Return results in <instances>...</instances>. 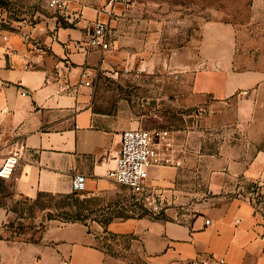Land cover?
<instances>
[{"label":"crops","instance_id":"obj_1","mask_svg":"<svg viewBox=\"0 0 264 264\" xmlns=\"http://www.w3.org/2000/svg\"><path fill=\"white\" fill-rule=\"evenodd\" d=\"M106 1L68 0L60 17L0 25V164L16 142L25 147L10 178H0L12 194H66L75 173L85 176L87 194L110 184L107 173L121 134L136 127V120L129 108L95 110L91 87L74 85L81 68L95 75L108 66L109 53L129 58L123 46L138 33L128 30L130 20H109L101 12ZM124 10L114 6L118 14ZM96 20L109 22L113 50L83 54L66 48L88 40L86 23ZM211 25L219 24L203 26ZM242 39L233 26L227 35L204 33L196 59L183 63L193 71L190 91L205 123L230 132L211 151L203 131L197 145L186 132L184 146L174 144L179 165L149 167L147 184L169 203L167 218H121L103 227L49 220L36 239L25 240L10 236L4 225L12 213L0 204L2 264H117L120 259L99 245L105 234L128 239L125 252L143 264H264V229L245 202L252 184L264 188V56L255 50L250 55ZM66 62L72 64L69 72L59 80L51 77ZM61 82L70 87L61 91Z\"/></svg>","mask_w":264,"mask_h":264},{"label":"rangeland","instance_id":"obj_2","mask_svg":"<svg viewBox=\"0 0 264 264\" xmlns=\"http://www.w3.org/2000/svg\"><path fill=\"white\" fill-rule=\"evenodd\" d=\"M48 2L0 0V25L10 27L16 22L36 24L47 17H60ZM128 2L129 6L118 19L130 20L132 23L128 30H135L138 34L132 43L123 46L129 52V58H123L116 52L109 53L108 66L95 73L91 85L94 109L116 113L119 109L129 108L131 117L136 120V127L130 129L173 130L179 147L184 146L180 139L186 132H191L190 136L193 134L189 143L197 145L201 141L200 137V140L197 138L198 132L203 131L206 150L215 149L222 141L220 136L225 137L230 132L229 128L221 131L205 123V112L190 91L193 71H185L183 63L196 59L199 40L204 33L227 35L231 26L243 36L241 45L244 50L249 49L250 55L255 50L256 56H264V0ZM213 22L219 25L203 26ZM6 182L0 180V204L11 211L12 217L4 226L11 229L10 236L17 235L25 240L36 239L49 220L69 223L71 219L63 210L79 211L82 223L103 227L109 221L126 217L164 219L169 208V203H164L163 209L155 213L143 205L145 193L135 194L112 180L107 188L95 194L84 191L71 198L42 197L39 203H34V198L12 194ZM70 193L69 190L66 194ZM116 239L115 235L105 234L99 245L107 247L113 256L120 259L117 264H143L141 259L125 252L129 248L128 239Z\"/></svg>","mask_w":264,"mask_h":264},{"label":"built area","instance_id":"obj_3","mask_svg":"<svg viewBox=\"0 0 264 264\" xmlns=\"http://www.w3.org/2000/svg\"><path fill=\"white\" fill-rule=\"evenodd\" d=\"M49 6L58 12H64L68 7V0H49ZM116 4L129 6L128 0H107L101 12L107 15L109 20L116 21L119 14L114 11ZM75 20L79 17L74 16ZM74 20V21H75ZM1 21V20H0ZM90 25L89 38L86 41H72L66 44V48L78 52L88 53L91 51L103 52L110 48V25L107 21L96 20ZM3 39L7 36L3 35ZM72 64L66 62L61 67H56L51 77L59 80L65 72H69ZM94 75L89 72V68L83 67L78 75L76 86L91 87ZM48 80V78H47ZM68 83L61 82L59 88L61 91L69 88ZM21 94H27L26 90H21ZM174 131L170 129H128L121 134L119 148L114 158V166L107 176L113 182L126 186L135 194L145 195L142 197V203L153 212L158 213L163 209L165 198L155 189L147 184L148 170L151 166L179 165L180 160L174 154L175 148ZM23 143L18 141L12 146L2 163L0 164V178L8 179L16 168L23 150ZM86 189V179L81 173H75L71 177L70 191L75 194H81ZM245 202L251 206L254 214L259 219V225L264 229V188L260 184L254 183L247 191ZM203 264L205 261L202 262ZM0 264H2L0 260Z\"/></svg>","mask_w":264,"mask_h":264},{"label":"trees","instance_id":"obj_4","mask_svg":"<svg viewBox=\"0 0 264 264\" xmlns=\"http://www.w3.org/2000/svg\"><path fill=\"white\" fill-rule=\"evenodd\" d=\"M8 191H9V189H8ZM75 195L76 194L73 193V192L70 193V194H51V193H46V192H39L37 194V196L34 198L33 202L34 203H39L40 202V199L42 197H47L49 199H53L55 197H59V198H71V197H73ZM63 212L70 217V219H71L70 222H74V221L82 222V219H81L82 213L81 212H79V211L72 212L71 210H69V211L68 210H66V211L63 210ZM126 218H129V217H126Z\"/></svg>","mask_w":264,"mask_h":264}]
</instances>
